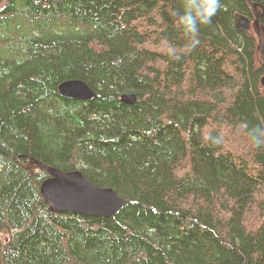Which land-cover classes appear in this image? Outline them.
<instances>
[{
    "label": "trees",
    "instance_id": "obj_1",
    "mask_svg": "<svg viewBox=\"0 0 264 264\" xmlns=\"http://www.w3.org/2000/svg\"><path fill=\"white\" fill-rule=\"evenodd\" d=\"M258 6L264 27V0ZM182 0H0V264H264V66L243 0L182 48ZM82 81L96 95L65 99ZM122 94H134L126 105ZM206 137H219L214 143ZM38 164L126 202L54 214Z\"/></svg>",
    "mask_w": 264,
    "mask_h": 264
},
{
    "label": "water",
    "instance_id": "obj_2",
    "mask_svg": "<svg viewBox=\"0 0 264 264\" xmlns=\"http://www.w3.org/2000/svg\"><path fill=\"white\" fill-rule=\"evenodd\" d=\"M245 1L254 16L251 26L247 18L236 16V27L242 33H248L253 28L258 39L257 51L264 66V27L260 25L261 12L251 0ZM264 86V80H263ZM60 97L70 100L90 101L96 98L95 93L82 81L67 80L58 88ZM120 101L126 105H133L137 99L134 94H122ZM39 170L48 175L40 186V194L54 214H76L97 218H112L125 206L113 189L93 186L78 171L60 172L37 163Z\"/></svg>",
    "mask_w": 264,
    "mask_h": 264
},
{
    "label": "clouds",
    "instance_id": "obj_3",
    "mask_svg": "<svg viewBox=\"0 0 264 264\" xmlns=\"http://www.w3.org/2000/svg\"><path fill=\"white\" fill-rule=\"evenodd\" d=\"M221 8V0H182L181 8L172 12L173 26L180 32L185 44L182 48L168 43L166 54L170 58H177L194 50L199 44V33L202 26L212 23L213 17ZM247 138L251 146L264 148V126L247 128ZM214 143H220L219 137H206Z\"/></svg>",
    "mask_w": 264,
    "mask_h": 264
},
{
    "label": "rangeland",
    "instance_id": "obj_4",
    "mask_svg": "<svg viewBox=\"0 0 264 264\" xmlns=\"http://www.w3.org/2000/svg\"><path fill=\"white\" fill-rule=\"evenodd\" d=\"M258 46V45H257ZM8 237V234L7 232L3 231V232H0V240L1 241H5Z\"/></svg>",
    "mask_w": 264,
    "mask_h": 264
},
{
    "label": "bare ground",
    "instance_id": "obj_5",
    "mask_svg": "<svg viewBox=\"0 0 264 264\" xmlns=\"http://www.w3.org/2000/svg\"><path fill=\"white\" fill-rule=\"evenodd\" d=\"M236 16H240V17H243V18H246V17H244V16H241V15H236ZM258 54H259V52H258ZM260 55V54H259ZM260 59H261V56H260ZM261 62H262V60H261ZM263 65V64H262ZM264 80V79H263ZM263 80H262V85H263ZM263 88H264V86H263Z\"/></svg>",
    "mask_w": 264,
    "mask_h": 264
}]
</instances>
